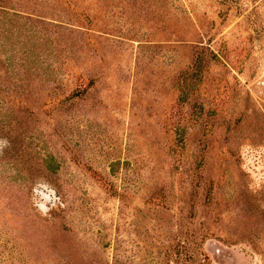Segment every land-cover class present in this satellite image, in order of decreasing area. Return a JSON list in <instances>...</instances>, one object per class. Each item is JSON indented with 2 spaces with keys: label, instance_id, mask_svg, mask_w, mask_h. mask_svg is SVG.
Returning a JSON list of instances; mask_svg holds the SVG:
<instances>
[{
  "label": "rangeland",
  "instance_id": "374dc122",
  "mask_svg": "<svg viewBox=\"0 0 264 264\" xmlns=\"http://www.w3.org/2000/svg\"><path fill=\"white\" fill-rule=\"evenodd\" d=\"M0 264H264V0H0Z\"/></svg>",
  "mask_w": 264,
  "mask_h": 264
}]
</instances>
